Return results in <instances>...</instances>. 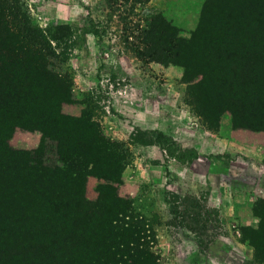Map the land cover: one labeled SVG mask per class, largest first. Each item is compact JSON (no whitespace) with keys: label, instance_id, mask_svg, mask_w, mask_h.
<instances>
[{"label":"trees","instance_id":"trees-1","mask_svg":"<svg viewBox=\"0 0 264 264\" xmlns=\"http://www.w3.org/2000/svg\"><path fill=\"white\" fill-rule=\"evenodd\" d=\"M149 2L108 0L124 47L144 63L181 68L200 117L218 127L229 112L233 129L264 132V0H203L189 38L161 13L143 16ZM75 37L68 24H33L21 0H0V264H157L150 236L116 191L127 151L102 134L89 106L62 112L69 78L56 62ZM16 129L41 137L23 162L8 145ZM154 137L171 152L168 136ZM90 176L103 181L96 201L85 195ZM252 211L258 225L243 227L241 242L264 264V199Z\"/></svg>","mask_w":264,"mask_h":264},{"label":"rangeland","instance_id":"rangeland-1","mask_svg":"<svg viewBox=\"0 0 264 264\" xmlns=\"http://www.w3.org/2000/svg\"><path fill=\"white\" fill-rule=\"evenodd\" d=\"M21 2L39 28L68 24L76 31L73 50L56 62L69 78L64 90L69 102L62 112L79 116L89 106L102 134L127 151L116 191L150 236L157 264H262L241 239L243 227H257L252 207L264 199V132L232 128L228 133L232 116L225 112L220 121L224 117L228 135L222 136L220 122L217 127L214 118L194 111L181 68L144 63L124 47L122 26L108 0ZM172 2L150 0L143 16L161 13L189 38L199 14L182 12ZM155 131L168 136L171 152L159 145ZM40 138L38 132L16 129L8 145L23 162ZM46 157L55 162L53 152ZM101 183L87 178L88 200L98 199ZM238 194L245 203L235 204Z\"/></svg>","mask_w":264,"mask_h":264},{"label":"crops","instance_id":"crops-1","mask_svg":"<svg viewBox=\"0 0 264 264\" xmlns=\"http://www.w3.org/2000/svg\"><path fill=\"white\" fill-rule=\"evenodd\" d=\"M172 1H173L172 4L176 8H181V11L182 12L186 11V13L187 12H192L193 10H195L199 14L200 10L202 8V4H203V0H172ZM223 121H224V117L220 121V127H219L220 128V133H221L222 136L227 137L226 135H228L229 132H232V127L229 126L230 130H228L227 134L223 133V130H222L223 129V126H222ZM236 191L240 192L241 190L236 189ZM243 195L244 194L236 195L238 198H236V200H234L235 204H240L241 202H244V203L246 202V199L241 200ZM222 199L224 200V201L222 200V202H224V203H229V204L232 203L230 201H225L226 199H224V198H222Z\"/></svg>","mask_w":264,"mask_h":264}]
</instances>
